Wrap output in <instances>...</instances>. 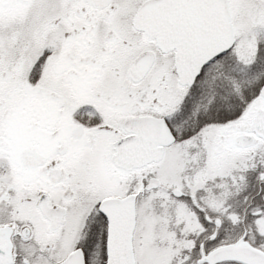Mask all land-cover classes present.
<instances>
[{
  "label": "snow or ice",
  "instance_id": "1",
  "mask_svg": "<svg viewBox=\"0 0 264 264\" xmlns=\"http://www.w3.org/2000/svg\"><path fill=\"white\" fill-rule=\"evenodd\" d=\"M0 264H264V0H0Z\"/></svg>",
  "mask_w": 264,
  "mask_h": 264
}]
</instances>
